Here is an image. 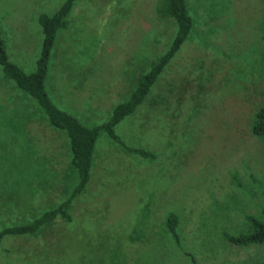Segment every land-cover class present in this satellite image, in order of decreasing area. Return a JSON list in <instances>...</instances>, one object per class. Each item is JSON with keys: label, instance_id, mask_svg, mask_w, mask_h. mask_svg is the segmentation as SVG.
I'll list each match as a JSON object with an SVG mask.
<instances>
[{"label": "rangeland", "instance_id": "1", "mask_svg": "<svg viewBox=\"0 0 264 264\" xmlns=\"http://www.w3.org/2000/svg\"><path fill=\"white\" fill-rule=\"evenodd\" d=\"M66 0H0L11 62L33 73L39 17ZM162 0H77L53 49L47 92L88 128L110 121L169 50L177 25ZM189 40L134 114L102 133L73 222L6 237L0 264H264V245L226 235L264 218V0H187ZM130 149L153 154L151 160ZM78 184L66 132L0 67V230L32 223ZM179 220L177 241L167 229Z\"/></svg>", "mask_w": 264, "mask_h": 264}, {"label": "trees", "instance_id": "2", "mask_svg": "<svg viewBox=\"0 0 264 264\" xmlns=\"http://www.w3.org/2000/svg\"><path fill=\"white\" fill-rule=\"evenodd\" d=\"M76 2L77 0H66L54 15L43 14L39 17L43 44L40 56L36 62V69L33 73L29 74L20 66L11 62L7 52V44L0 36V67L5 78L13 81L22 92L36 100L47 115L51 126L66 132L70 141L72 165L78 173V184L68 199L62 202L56 209L45 212L30 224L0 230V245L6 237L36 235L41 230L51 226L58 219L63 220L65 223L73 222L72 210L74 205L89 189L96 145L100 135L106 133L114 142L119 145L123 144L115 132L116 127L143 105L159 78L191 37L195 26L187 0H162L159 7L160 15L166 19L173 20L178 28L176 37L169 50L158 60L152 70L142 77L137 90H135L129 101L119 105L115 109L108 123L99 127L88 128L78 118L61 110L52 101L46 89L51 57L57 37L60 32L68 29L69 18ZM251 131L256 138L264 140V107L258 110ZM130 153L151 160L156 158L153 154L143 150L130 149ZM248 222L247 232L238 236L226 235V239L230 244L243 248L264 245V218L262 220L248 218ZM166 223L169 233L178 242L177 244L180 245L178 217L171 215Z\"/></svg>", "mask_w": 264, "mask_h": 264}]
</instances>
